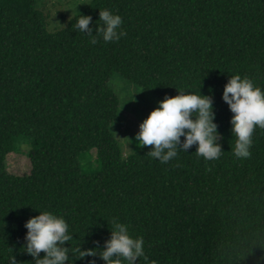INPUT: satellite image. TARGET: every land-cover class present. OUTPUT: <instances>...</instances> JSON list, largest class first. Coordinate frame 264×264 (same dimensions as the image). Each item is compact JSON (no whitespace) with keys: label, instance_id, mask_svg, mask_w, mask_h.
<instances>
[{"label":"trees","instance_id":"obj_1","mask_svg":"<svg viewBox=\"0 0 264 264\" xmlns=\"http://www.w3.org/2000/svg\"><path fill=\"white\" fill-rule=\"evenodd\" d=\"M113 75L167 106L127 157ZM0 264H264V0H0Z\"/></svg>","mask_w":264,"mask_h":264},{"label":"rangeland","instance_id":"obj_2","mask_svg":"<svg viewBox=\"0 0 264 264\" xmlns=\"http://www.w3.org/2000/svg\"><path fill=\"white\" fill-rule=\"evenodd\" d=\"M37 8L47 20V30L55 32L65 27L66 23L86 8L92 0H36ZM119 102V113L111 126L118 140L123 156H128L138 149L143 140L151 135L167 114V106L153 93L135 87L118 75H113L109 82ZM27 145H21L18 153H9L4 160L7 173L21 176L28 174L31 162L27 158ZM83 171L90 172L99 168L96 150H89L81 165Z\"/></svg>","mask_w":264,"mask_h":264}]
</instances>
